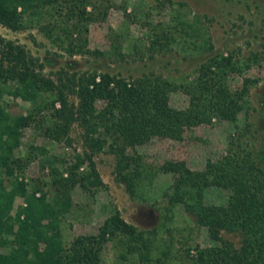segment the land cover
Here are the masks:
<instances>
[{
	"label": "trees",
	"instance_id": "1",
	"mask_svg": "<svg viewBox=\"0 0 264 264\" xmlns=\"http://www.w3.org/2000/svg\"><path fill=\"white\" fill-rule=\"evenodd\" d=\"M109 2L93 4L98 7L97 16L106 13ZM91 17L85 0H0L1 25L20 30L38 24L47 36L65 41L62 46L70 56L96 53L87 46L85 36L86 22ZM44 18L46 21L41 22ZM187 26L189 35H199L198 28ZM167 32L161 27L155 30L149 48H167L171 40ZM199 46L204 50L211 47L206 38ZM261 59L264 61V55ZM253 62L260 63L256 54L246 60L234 59L231 54L209 55L184 81L162 74L126 78L108 71H69L64 67L51 76L22 43L0 36V97L5 92L39 108L46 104L42 97L50 95L49 132L55 138L68 142L71 125L81 127L88 150L76 156L68 177L59 183L63 196L60 206L66 210L68 186L75 182L82 186L101 184L92 154L105 150L104 144L116 155L115 179L133 193L145 177V166L140 155L129 153L127 148L153 135L179 139L185 129L209 122L212 117L234 121L237 113L247 107L249 89L257 77L243 75L238 86L230 87L227 76L242 75ZM176 89L188 95L183 108L168 103L169 92ZM97 100L102 105L97 106ZM34 118L30 112L13 115L7 103L0 101V264H98L103 242L114 238L127 251L141 247L148 252L149 238L118 209L104 218L96 233L77 235L64 245L54 208L43 195H36L35 187L28 189L26 182L14 174L24 164L14 155V149L22 129ZM238 151L228 147L218 158L206 159L201 169H191L181 159L165 161L159 167L172 174L168 199L183 203L209 236L219 241L210 246L196 244L191 264H264V165L255 163L248 152ZM83 158L88 160V169L78 173L76 168ZM51 170L57 172L54 166ZM214 184L225 190V196L218 202L205 201L206 187ZM16 197L22 201L12 211ZM223 233L237 236L238 243ZM6 234H11V239ZM4 245H8L7 251L1 250ZM142 254L144 264H148L146 254Z\"/></svg>",
	"mask_w": 264,
	"mask_h": 264
},
{
	"label": "rangeland",
	"instance_id": "2",
	"mask_svg": "<svg viewBox=\"0 0 264 264\" xmlns=\"http://www.w3.org/2000/svg\"><path fill=\"white\" fill-rule=\"evenodd\" d=\"M102 1L85 0L86 9L92 13L86 22L87 46L96 53L70 56L62 46L65 41L47 36L38 24L20 30L0 24V36L22 43L42 61L43 71L51 76L56 69L64 67L69 71H108L126 78L143 73L162 74L174 81H184L195 74L197 66L209 55L231 54L234 59L246 60L256 54L260 63L253 62L242 75L227 76L230 87L238 86L243 75L257 77L249 89L247 107L237 113L234 121L212 117L209 122L185 129L179 139L153 135L127 148L129 153H138L145 166V177L133 193L115 179L116 155L106 150L104 144L105 150L92 154L101 184L82 186L75 182L68 186L69 205L64 210L60 206L63 196L59 183L68 177L76 156H83V151L88 150L83 144L81 127L77 123L71 125L68 142L62 137L55 138L49 132L50 95H44L46 104L41 106L38 102L41 107L37 108L29 101L3 92L0 101L7 103L11 114L35 115L22 129L14 149V155L24 163L14 174L26 182L28 189L35 187L36 195H43L54 208L65 246L77 235L96 233L114 209L142 229L151 241L146 252L141 247L127 251L115 238L106 240L101 246L98 264H144L142 252L148 264H191L196 244L210 246L219 241L209 236L206 227L194 220L183 203L168 199L172 174L162 172L159 167L165 161L181 159L189 168L201 169L206 159L218 158L228 147L240 153L248 152L255 163L264 165V61L261 59L264 0H109L106 13L100 17L96 15L98 7L94 8L93 4ZM45 21L46 18L41 19ZM189 24L198 28L199 35L188 34ZM160 27L169 32L171 40L167 48L151 50L152 35ZM203 38L208 40L210 48L204 50L199 46ZM187 101L188 95L182 90L169 92V105L183 108ZM102 103L96 101L97 106ZM87 169L88 160L83 158L76 170L79 173ZM224 196L225 190L214 184L206 187L204 200L218 202ZM21 201V197H16L11 210ZM223 234L238 243L237 236ZM1 250L7 251L8 245Z\"/></svg>",
	"mask_w": 264,
	"mask_h": 264
}]
</instances>
